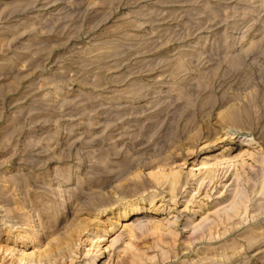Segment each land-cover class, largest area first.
Here are the masks:
<instances>
[{"label": "rangeland", "instance_id": "1", "mask_svg": "<svg viewBox=\"0 0 264 264\" xmlns=\"http://www.w3.org/2000/svg\"><path fill=\"white\" fill-rule=\"evenodd\" d=\"M0 264H264V0H0Z\"/></svg>", "mask_w": 264, "mask_h": 264}, {"label": "bare ground", "instance_id": "2", "mask_svg": "<svg viewBox=\"0 0 264 264\" xmlns=\"http://www.w3.org/2000/svg\"><path fill=\"white\" fill-rule=\"evenodd\" d=\"M172 179L170 180V183H171V185H173V184H175V182H176V176H173V177H171Z\"/></svg>", "mask_w": 264, "mask_h": 264}]
</instances>
